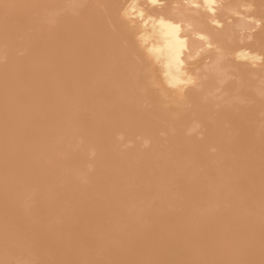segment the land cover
<instances>
[{
  "label": "bare ground",
  "instance_id": "obj_1",
  "mask_svg": "<svg viewBox=\"0 0 264 264\" xmlns=\"http://www.w3.org/2000/svg\"><path fill=\"white\" fill-rule=\"evenodd\" d=\"M42 5L48 32L91 16L126 51L107 85H95L79 128L56 131L47 205L39 182L24 185L16 212L0 209V264H111L126 221L228 212L234 171L259 196L264 163V0H22ZM27 21H21V28ZM32 53L20 35L0 40V69ZM103 79V76L97 77ZM104 111L117 122L92 133ZM87 207L72 224L65 210ZM115 205L122 220L111 225ZM79 241L81 251L69 247Z\"/></svg>",
  "mask_w": 264,
  "mask_h": 264
},
{
  "label": "snow or ice",
  "instance_id": "obj_2",
  "mask_svg": "<svg viewBox=\"0 0 264 264\" xmlns=\"http://www.w3.org/2000/svg\"><path fill=\"white\" fill-rule=\"evenodd\" d=\"M42 7L0 0V40L23 35L32 49L25 60L13 59L0 69V209L5 218L18 210L27 183L39 182L47 194L42 202L48 204L54 174L46 163L51 138L66 125L79 128L77 112L91 105L95 85L106 86L127 55L91 16L48 32L39 23ZM21 21H27L22 28ZM114 122L100 111L92 133L96 136ZM245 175L251 184V169L234 171L224 182L233 200L226 213L195 216L181 203L175 218L154 214L147 231L141 228L143 217L126 221V230L117 234L118 247L108 250L119 257L111 264H264V163L258 199L251 187L241 189L239 180ZM108 206L111 231L122 218L114 204ZM86 207L77 202L67 208L66 224ZM69 247L81 251L78 240H70Z\"/></svg>",
  "mask_w": 264,
  "mask_h": 264
}]
</instances>
